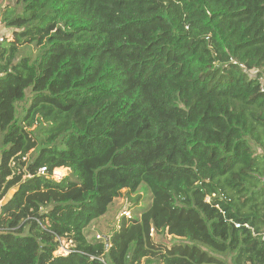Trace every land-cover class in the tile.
<instances>
[{"label": "trees", "instance_id": "16d2710c", "mask_svg": "<svg viewBox=\"0 0 264 264\" xmlns=\"http://www.w3.org/2000/svg\"><path fill=\"white\" fill-rule=\"evenodd\" d=\"M0 21V264H264V0H13ZM117 198L133 215L100 235Z\"/></svg>", "mask_w": 264, "mask_h": 264}, {"label": "rangeland", "instance_id": "374dc122", "mask_svg": "<svg viewBox=\"0 0 264 264\" xmlns=\"http://www.w3.org/2000/svg\"><path fill=\"white\" fill-rule=\"evenodd\" d=\"M12 3H13V0H0V9L2 7H5L8 4H12ZM1 27L5 28L7 32H10V29L3 26L1 21H0V28ZM57 169L58 170L59 169L60 170L65 169L63 172H59V176H61V177L68 174L67 168L60 167ZM54 177H56V176H54ZM56 178H59V177H56ZM136 195L142 196L143 201H141V203L144 202L142 205H145L147 203V201L145 203V200L148 199L149 194L145 190L144 186L138 192H136L133 195V197H135ZM134 207H135V205H133V203L129 199L117 198L113 202V204L111 205V209L109 210V212L107 214H105L104 216L100 217L97 221L93 222L91 224V226H93V228L100 235L108 234L119 224V221L121 220V218H123V216L121 215L123 210H128L131 212V215H133L132 208H134ZM164 240L167 242H170L171 240H173V238L165 237ZM64 247H70V243L66 242ZM59 252H62V251H59ZM56 253H58V252H56Z\"/></svg>", "mask_w": 264, "mask_h": 264}, {"label": "built area", "instance_id": "2783aa9c", "mask_svg": "<svg viewBox=\"0 0 264 264\" xmlns=\"http://www.w3.org/2000/svg\"><path fill=\"white\" fill-rule=\"evenodd\" d=\"M9 35V32H6L5 30H3V29H1L0 28V44L2 43V42H4L6 39H7V36ZM261 90L262 91H264V85L263 86H261ZM46 167H42L41 169H40V173H42V174H44L45 172H46ZM54 176H56V177H59V178H56V177H54ZM53 177L55 178V179H61L62 177L61 176H59V173H58V169L56 168L54 171H53ZM0 203H1V201H0ZM122 216H125V217H127V218H131V212L130 211H128V210H123V212H122V214H121ZM236 226L237 227H239L240 226V224L239 223H236ZM59 251H62V252H59ZM59 251H57L58 253H63L64 255H68L69 254V249L67 248V247H64V246H62L60 249H59Z\"/></svg>", "mask_w": 264, "mask_h": 264}, {"label": "clouds", "instance_id": "9594fccd", "mask_svg": "<svg viewBox=\"0 0 264 264\" xmlns=\"http://www.w3.org/2000/svg\"><path fill=\"white\" fill-rule=\"evenodd\" d=\"M7 32V31H6Z\"/></svg>", "mask_w": 264, "mask_h": 264}]
</instances>
